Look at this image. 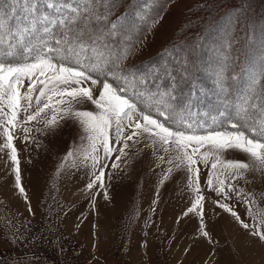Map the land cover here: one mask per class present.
<instances>
[{
  "label": "rangeland",
  "instance_id": "1",
  "mask_svg": "<svg viewBox=\"0 0 264 264\" xmlns=\"http://www.w3.org/2000/svg\"><path fill=\"white\" fill-rule=\"evenodd\" d=\"M142 1L145 4L150 1L152 5V1L159 0H135L138 3L133 11ZM125 3L123 0L117 8H123ZM227 4L233 6L230 11H235L234 18L240 16L239 21L243 18L245 32L241 47L232 44L229 19L222 24L213 22L219 12L222 14L223 7L228 8L222 5ZM156 9L153 22L139 35L124 65L139 64L157 55L183 35L189 43L167 50L159 63L168 60V67L174 70L171 72L176 73L183 68L182 54L188 55L187 72L201 83L205 80L208 90L216 86L217 73L228 61L235 63L236 56L249 58L245 63V85L249 74L264 62V0H160ZM206 9L208 14L201 16ZM23 13L22 21L27 14L25 7ZM129 25L134 26L133 35L136 24L129 21ZM163 69L168 71L165 65ZM27 84L25 81V87ZM212 94L213 99L210 94L204 95L206 104L217 108L221 98ZM201 95L199 101L204 99ZM76 107L91 108L88 104ZM201 110L192 109L185 122H199L213 130L224 119ZM50 116L51 113L47 117L42 114L40 122L26 125L31 128L27 140L22 127L8 125L14 137L24 194L16 187V165L9 158L10 150L3 149L0 151V264H264V240L251 234L254 230L264 233V169L254 167L243 178L225 179L228 195L225 199L224 195L209 190L206 181L210 165H195L200 169V194L204 197L201 217L199 208L187 211L196 194L189 187L185 168L168 175L169 165L158 160L160 155H165L162 149L158 145L148 146L146 140L135 144L128 141L126 155L117 161L123 142L116 144L110 131L109 146L117 151L108 159L103 146L97 145L94 154L101 158L97 172L104 164L109 167L104 169L103 187L97 182L88 190L86 186L93 179L91 159L77 153L67 162L64 160L70 149L87 146V141L80 139L81 130L71 119L62 120L55 128H45L43 120ZM213 117L217 118L216 124ZM18 119L23 121V113ZM4 142L0 135V146ZM225 159L249 160L247 155L233 150L225 154ZM114 161L119 167H111ZM165 175L168 178L162 182ZM229 183L242 189L250 203L228 191ZM217 201L227 204L249 227H242L230 213L217 206ZM233 241L238 245L233 246ZM238 253L243 256L239 257Z\"/></svg>",
  "mask_w": 264,
  "mask_h": 264
},
{
  "label": "snow or ice",
  "instance_id": "2",
  "mask_svg": "<svg viewBox=\"0 0 264 264\" xmlns=\"http://www.w3.org/2000/svg\"><path fill=\"white\" fill-rule=\"evenodd\" d=\"M9 2L0 0V135L5 138L0 151L10 150L9 158L16 165V187L21 194L24 189L20 185L17 150L8 125L22 127L27 140L31 128L26 125L40 122L41 115L47 117L49 113L50 118L43 120L45 128H55L62 120L71 119L81 130L80 139L87 141V146L70 149L64 160L67 162L77 153L91 159L93 179L86 186L88 190L97 182L103 187L104 169L109 167L104 164L97 172L101 159L94 154L97 145L103 146L108 159L117 151L109 146L110 131L116 144L123 142L117 161L126 155L128 141L135 144L146 140L148 146L158 145L167 155V161L165 155H160L158 160L169 165L168 175L185 168L189 173V187L196 194L187 211L199 208L201 217L204 197L200 194V169L195 165H210L206 181L209 190L224 195L225 199L228 198L225 179L243 178L254 167L264 169V96L255 94L257 83L264 79V62L249 74L246 91L233 103L232 112L218 113L224 118L220 121L222 130L209 131L204 124L183 119L180 122L186 130H179L160 119L175 124L182 117L184 110L172 103L174 93L148 86V81L156 78L155 73H135L122 67L134 49L130 42L134 26L121 20L110 22L115 0H43V3L22 0L27 10L24 20L19 25L6 27L5 10ZM25 81H28L27 87ZM216 85L220 93L226 92L222 71L217 73ZM85 104L91 108L76 107ZM190 106L189 101L188 111ZM21 113L23 121L18 119ZM212 122L216 124L217 118L213 117ZM229 150L247 155L248 162L225 159ZM111 167L117 168L119 164L114 161ZM228 191L250 203L243 190L232 183L228 184ZM216 204L242 227H249L227 204L219 201ZM248 214L253 213L249 210ZM251 234L264 240V233L259 230Z\"/></svg>",
  "mask_w": 264,
  "mask_h": 264
},
{
  "label": "trees",
  "instance_id": "3",
  "mask_svg": "<svg viewBox=\"0 0 264 264\" xmlns=\"http://www.w3.org/2000/svg\"><path fill=\"white\" fill-rule=\"evenodd\" d=\"M122 1L123 0H115L114 7L112 8V12L110 15V22L121 20L123 22H126L127 24H129V21L130 22L132 21V23L136 24L135 32L132 35L133 39H131L130 41L131 43L135 44L139 35L144 31V29H146L151 24V22H153V19L155 18L153 15L156 14V10H157L156 8L160 0L158 2L152 1V5L150 1H148L147 4L144 3L145 1L141 2L143 4L139 2L140 5L138 6L137 9L135 8L136 10L134 11H133V7L138 2H134L135 0H125L126 1V3L124 4L125 6L123 8L118 9L117 5L122 3ZM221 1L225 2L227 0H221ZM41 2H43V0H41ZM222 6H225L228 8L223 7L222 9L224 10H222V14L221 12H219L220 13L219 16H217V18H214L213 22L215 20V23L222 24V22L229 19V22H230L229 25L231 29L230 38L233 35L232 37L234 40L232 44L234 46L240 45L239 47H241L242 45L241 38L244 37L242 32H245V28L243 30V27H242L243 18H242V21L241 20L239 21L240 16L237 19L232 16V14H235V11H230V9L233 6H230L228 4L222 5ZM5 11L7 14V19L4 22L5 26L7 27L9 24L13 26L19 25L24 16V13H23L24 4L22 3V0H10ZM208 11L209 10L206 9V11L201 16L204 17L205 15H207ZM241 12L242 11H240L239 13ZM143 13H145L144 17H137L139 14H143ZM227 28L228 26L225 29ZM185 37L186 36L183 35L174 45H172V47L166 46L165 48L167 49L163 50L157 55L139 64L129 66V65H124L125 63L123 62V65H122L124 69H129L135 73H141V74L142 73H155L156 78L150 79L148 81V86L153 90L155 89H159L160 91L168 90L174 93L175 99L172 101V103L175 107L184 110L182 117H178L179 119L177 120L175 124L169 123L167 121H163V118H160V119L162 120V122L167 123L170 127L178 128L179 130H186L184 127V124L181 123L180 120L183 119V121H185L187 114L190 111H192V109H199V110L202 109L203 111L206 110L208 112H211L209 113L211 115L218 114L222 110L227 111L228 113H231L233 103L238 99L241 93L246 91L247 84L245 85L243 83V77L245 76V70H246L245 63L249 60V58H247L246 56L238 57L234 55L236 56L235 63H234V60L228 61L229 64H226L222 70L223 75L226 78V92L220 93L217 88V85L215 87L213 86V88H209L208 90L206 88L205 80H203L201 83L199 82L198 79L193 78V75L189 74L188 72H185V66L188 65V61L190 60L188 55L182 54L183 68L177 71L176 73H172L174 70L170 68V65L168 67V63H170L168 62V60L166 61V63L165 62L159 63L160 56L163 53H166L167 50H170L173 47H176L178 45H186L187 43H189V40L187 42V40H185ZM169 58H173V57H169ZM164 65L166 66V69H168V71H165L163 69ZM257 86L258 88H256L255 94L264 96V79H261L257 83L256 87ZM242 87L244 88V91L241 90ZM204 91H206L207 93ZM212 92H214L217 96L219 95L218 97L221 98L222 106L220 105L217 108L216 107L213 108L206 104L207 100H206V96L204 97V95L210 94L212 95V99H213ZM201 94H204V95L202 96ZM200 95L204 97L203 101H199ZM189 101L191 102L190 111H188L186 108V105L188 104ZM209 130L212 131V129H209ZM213 130H222L220 121L218 122V125H216V128Z\"/></svg>",
  "mask_w": 264,
  "mask_h": 264
},
{
  "label": "crops",
  "instance_id": "4",
  "mask_svg": "<svg viewBox=\"0 0 264 264\" xmlns=\"http://www.w3.org/2000/svg\"><path fill=\"white\" fill-rule=\"evenodd\" d=\"M225 229H226V227H225ZM233 244H234L233 246H236V245H238V242H234V241H233ZM237 255H238L239 257L243 256V255H241L240 253H238Z\"/></svg>",
  "mask_w": 264,
  "mask_h": 264
}]
</instances>
